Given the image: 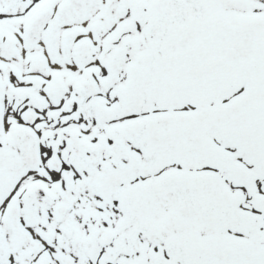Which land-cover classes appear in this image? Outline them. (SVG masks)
Instances as JSON below:
<instances>
[{
	"label": "snow or ice",
	"instance_id": "snow-or-ice-1",
	"mask_svg": "<svg viewBox=\"0 0 264 264\" xmlns=\"http://www.w3.org/2000/svg\"><path fill=\"white\" fill-rule=\"evenodd\" d=\"M0 264H264V0H0Z\"/></svg>",
	"mask_w": 264,
	"mask_h": 264
}]
</instances>
